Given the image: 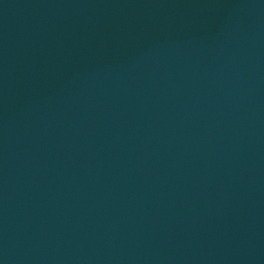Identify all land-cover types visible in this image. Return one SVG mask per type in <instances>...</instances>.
<instances>
[{"label":"water","instance_id":"water-1","mask_svg":"<svg viewBox=\"0 0 264 264\" xmlns=\"http://www.w3.org/2000/svg\"><path fill=\"white\" fill-rule=\"evenodd\" d=\"M0 264H264V0H0Z\"/></svg>","mask_w":264,"mask_h":264}]
</instances>
